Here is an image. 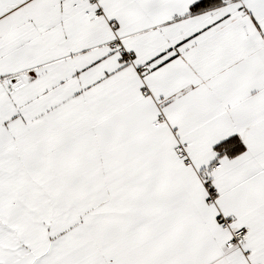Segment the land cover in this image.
Masks as SVG:
<instances>
[{"label":"snow or ice","instance_id":"6c2138e0","mask_svg":"<svg viewBox=\"0 0 264 264\" xmlns=\"http://www.w3.org/2000/svg\"><path fill=\"white\" fill-rule=\"evenodd\" d=\"M0 264H264V0H0Z\"/></svg>","mask_w":264,"mask_h":264}]
</instances>
